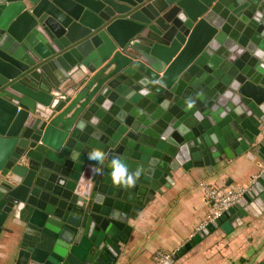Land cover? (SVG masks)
Instances as JSON below:
<instances>
[{
    "label": "water",
    "instance_id": "1",
    "mask_svg": "<svg viewBox=\"0 0 264 264\" xmlns=\"http://www.w3.org/2000/svg\"><path fill=\"white\" fill-rule=\"evenodd\" d=\"M235 163L243 196L163 264L264 213V0H0L3 264H116L176 178Z\"/></svg>",
    "mask_w": 264,
    "mask_h": 264
},
{
    "label": "crops",
    "instance_id": "2",
    "mask_svg": "<svg viewBox=\"0 0 264 264\" xmlns=\"http://www.w3.org/2000/svg\"><path fill=\"white\" fill-rule=\"evenodd\" d=\"M250 172L240 163L230 164L218 176L199 168L190 175L176 178L172 187L147 204L135 220L128 241L122 246L116 264H156L153 254H168L181 249L193 230L209 212L200 180L217 185L248 186ZM230 180V181H228ZM229 234L214 230L178 256L172 264H258L264 262V213L241 217ZM16 240L7 232L0 235V264L11 262L16 254ZM5 259H4V257ZM8 256V257H7Z\"/></svg>",
    "mask_w": 264,
    "mask_h": 264
},
{
    "label": "built area",
    "instance_id": "3",
    "mask_svg": "<svg viewBox=\"0 0 264 264\" xmlns=\"http://www.w3.org/2000/svg\"><path fill=\"white\" fill-rule=\"evenodd\" d=\"M198 185L203 189L204 198L209 205V212L193 230L191 237L203 230L209 223L214 222L228 208L233 206L244 194L247 186L221 185L216 187L211 182L200 180ZM170 254L156 251L152 258L154 263L163 264Z\"/></svg>",
    "mask_w": 264,
    "mask_h": 264
},
{
    "label": "clouds",
    "instance_id": "4",
    "mask_svg": "<svg viewBox=\"0 0 264 264\" xmlns=\"http://www.w3.org/2000/svg\"><path fill=\"white\" fill-rule=\"evenodd\" d=\"M113 180L117 183L123 182L125 184L134 183V179L131 175L127 174V167L119 160H113Z\"/></svg>",
    "mask_w": 264,
    "mask_h": 264
}]
</instances>
